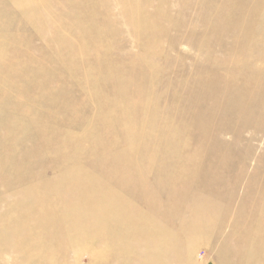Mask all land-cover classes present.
Returning <instances> with one entry per match:
<instances>
[{
	"label": "rangeland",
	"instance_id": "374dc122",
	"mask_svg": "<svg viewBox=\"0 0 264 264\" xmlns=\"http://www.w3.org/2000/svg\"><path fill=\"white\" fill-rule=\"evenodd\" d=\"M0 51V73L19 77L0 83V212L11 188L115 170L161 190L162 223L181 225L185 204L205 198L213 222L240 225L230 239L209 229L196 264H240L233 240L257 223L264 236V0H0ZM32 99L37 119L11 112ZM42 235L60 246L57 230ZM113 252L68 264H112Z\"/></svg>",
	"mask_w": 264,
	"mask_h": 264
},
{
	"label": "bare ground",
	"instance_id": "6f19581e",
	"mask_svg": "<svg viewBox=\"0 0 264 264\" xmlns=\"http://www.w3.org/2000/svg\"><path fill=\"white\" fill-rule=\"evenodd\" d=\"M111 9L108 8L107 16ZM34 16L39 15L29 14L31 18ZM121 26L117 25L116 29L122 28ZM43 28L42 26V31ZM18 78L11 73H0V83L10 84L6 87L8 89L19 81ZM36 96L41 97L42 94L37 93ZM36 100L22 103V109L15 108L22 106L20 103H12L11 112L18 116L25 115L30 121L37 119L35 110L31 109ZM131 160L133 159L124 161L128 167H133L135 163ZM144 160L151 163L153 159L142 155V161ZM134 177L140 176L129 172L115 174V170L105 174L103 169H98L82 179L80 176L68 177L76 178L73 180L76 183L74 189H68L65 185L68 179L61 180L59 176L53 181L45 180L42 183L43 192H39L36 186H31L21 195L10 187L15 200L8 203L5 209L3 207L0 217L5 221L13 218L18 223L0 224V264H68L69 257L74 253L79 257L87 255L90 262L103 252L108 255L109 250L114 251L112 264H145V261L148 264H176L182 257V262L185 258L190 262L196 245L208 239L209 229L215 227V233L219 235L223 233L222 227L226 225L231 229L228 235L230 239V235L236 233L240 227L229 218H225L227 223L223 221L218 225L213 222L214 215L199 209L208 205L209 201L205 198L197 204L198 200H190L185 204L186 211H190V214L186 216L180 212L181 218L177 219L182 222L181 225L162 223L160 215L165 204L160 197L161 190L150 188L145 179L129 185ZM158 177L159 173L155 175V180ZM113 183L118 184V187L108 188ZM128 189L135 196V200L127 197L130 194L126 191ZM138 193L142 194L137 196ZM93 202L99 207L97 215H91L90 212ZM152 209L157 212L156 217L148 213ZM89 215L90 219H87ZM261 227L259 223L255 224V237L250 233H241L231 243L230 253H238L242 264H259L256 258L259 247H248L247 242L250 237H254L264 246ZM55 230L61 235L60 246L54 245V239L42 235ZM96 241L102 244L101 253L91 247ZM76 245L84 247L76 250ZM58 251L62 253L60 256L56 254ZM43 252L47 253V257L42 255ZM190 264L196 263L191 261ZM229 264L238 263L233 260Z\"/></svg>",
	"mask_w": 264,
	"mask_h": 264
}]
</instances>
